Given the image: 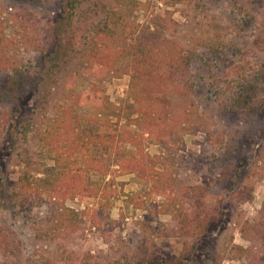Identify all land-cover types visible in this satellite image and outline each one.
<instances>
[{"label": "rangeland", "instance_id": "rangeland-1", "mask_svg": "<svg viewBox=\"0 0 264 264\" xmlns=\"http://www.w3.org/2000/svg\"><path fill=\"white\" fill-rule=\"evenodd\" d=\"M0 26V264H264V0H0Z\"/></svg>", "mask_w": 264, "mask_h": 264}, {"label": "trees", "instance_id": "trees-1", "mask_svg": "<svg viewBox=\"0 0 264 264\" xmlns=\"http://www.w3.org/2000/svg\"><path fill=\"white\" fill-rule=\"evenodd\" d=\"M68 0H65L67 2ZM4 40V36L1 32V26H0V61L2 56V43ZM165 50V49H164ZM163 50V51H164ZM156 52L154 50V44H151L150 49L149 48H137L136 51L132 54L131 60H130V66L132 68V77L137 78L136 83L142 82V89L144 90V93L146 94L147 98H150L152 96V88L154 86H161L166 83V77H160V73L164 71L163 67H166V59L161 54H155ZM169 53H165V56L168 57ZM157 56V57H156ZM137 98L134 97V102H136ZM136 160L133 156L130 158H125L123 155H118L110 157L108 160V165H116L117 168L120 171H126L130 169L131 171L135 169ZM114 171V170H113ZM112 171V172H113ZM44 177H37L34 178V182L36 181H43ZM52 180H55V177L52 178ZM19 182L22 183V186L25 185V187L29 186L28 178L24 177V175L19 176ZM55 182V181H54ZM109 184V183H106ZM106 184L103 187L106 188ZM103 189V190H104ZM108 199V197H106ZM105 199V200H106Z\"/></svg>", "mask_w": 264, "mask_h": 264}]
</instances>
